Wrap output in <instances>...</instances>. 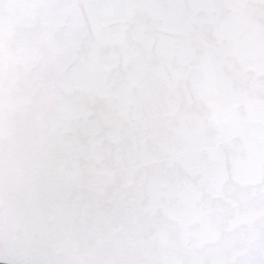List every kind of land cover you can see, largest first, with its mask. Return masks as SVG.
<instances>
[{
	"label": "snow or ice",
	"instance_id": "6c2138e0",
	"mask_svg": "<svg viewBox=\"0 0 264 264\" xmlns=\"http://www.w3.org/2000/svg\"><path fill=\"white\" fill-rule=\"evenodd\" d=\"M0 261L264 264V0H0Z\"/></svg>",
	"mask_w": 264,
	"mask_h": 264
},
{
	"label": "water",
	"instance_id": "95a60500",
	"mask_svg": "<svg viewBox=\"0 0 264 264\" xmlns=\"http://www.w3.org/2000/svg\"><path fill=\"white\" fill-rule=\"evenodd\" d=\"M0 264H4V262L3 261H0Z\"/></svg>",
	"mask_w": 264,
	"mask_h": 264
}]
</instances>
